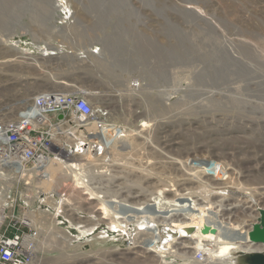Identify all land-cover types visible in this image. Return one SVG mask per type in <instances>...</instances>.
Wrapping results in <instances>:
<instances>
[{
    "label": "rangeland",
    "instance_id": "374dc122",
    "mask_svg": "<svg viewBox=\"0 0 264 264\" xmlns=\"http://www.w3.org/2000/svg\"><path fill=\"white\" fill-rule=\"evenodd\" d=\"M53 3L55 8L50 7L53 4L49 0H0V120L16 116L42 90L79 91L93 107L89 127L97 116L108 124H117L145 144L140 147L141 155L127 154L128 161L138 165L146 151L151 161L159 163L148 173L124 169L121 174L125 179L118 182L143 188L147 183H158L156 176L178 178L183 172L172 164L171 158L194 153L189 158L212 159L226 165L227 172L234 175L230 176L235 187L255 188L253 198L257 208L263 210L264 113L229 106L219 96L218 102L215 101L217 78L222 80L230 73L237 76L240 71L236 70L241 69L237 65V69L233 67L230 71H212L206 66L210 61L208 53L203 50L202 57L199 49L231 46L230 52L242 61L257 57L264 64V0H53ZM3 38L7 41H2ZM45 43L62 49L44 55ZM82 47L100 49L103 54L82 55ZM258 66L255 67L258 73H264V65ZM203 67L208 70L200 73ZM134 79L139 80L138 88L132 85ZM180 83L179 91L166 94ZM187 84L192 89L212 91L216 96L195 98L189 94ZM144 123L148 124L146 130L136 133ZM146 139L150 141L148 144ZM170 143L171 151L165 152ZM30 188L31 184L13 183L4 211L15 219L28 215L39 232V248L32 264H201L185 250L162 259L151 256L142 259L144 253L130 249L136 228L126 233L107 220L93 228L89 224L91 229H87L82 221L86 219L85 213L76 210L77 216H81L76 219V215L63 211L66 206L62 197L58 200L60 204L49 197L50 193L36 194ZM236 194L235 199L242 196L239 191ZM208 200L217 198L209 196ZM234 202H224L226 208L231 207L229 203L240 205L232 209L236 218L230 211L231 220L250 223L257 211L243 209V202L238 200ZM69 208L73 213L72 206ZM2 209L0 205V213ZM247 215L252 217L248 219ZM50 221L68 234L62 246L47 239ZM146 244L150 247L154 242L145 241L143 245ZM92 256L98 258L91 259ZM212 262L209 260L208 264Z\"/></svg>",
    "mask_w": 264,
    "mask_h": 264
},
{
    "label": "bare ground",
    "instance_id": "6f19581e",
    "mask_svg": "<svg viewBox=\"0 0 264 264\" xmlns=\"http://www.w3.org/2000/svg\"><path fill=\"white\" fill-rule=\"evenodd\" d=\"M49 2L53 4V6L50 5V7H54L53 0H49ZM1 40L7 41L5 38ZM211 45L213 46V44ZM229 47L226 45H215L213 48L210 47V49H199V53H201L200 55L202 57L203 50L208 53L206 56L210 61L206 66L212 71L214 69H219V71H230L233 67L237 69V65L238 69L245 70V72L236 70L240 71L237 76L235 73H230L225 74L227 76L222 80H220L221 78H217L216 82H214V86H219V88L217 89V100L215 101L218 102L219 96L232 107L243 110L250 108L264 113V73L259 74L255 69L257 65L263 67L264 64L257 61V57L251 59L249 62L248 59L247 61H242L238 56L230 52ZM82 48V55L100 56L103 54L100 49H91L90 47ZM170 49L172 50V48ZM190 50L193 51L194 49L191 48ZM191 57L194 58V56ZM200 59L201 57L198 59L199 62H201ZM228 63L229 66L227 65ZM207 70V68L203 67L199 72H206ZM219 71L217 72L220 73ZM170 73L172 74V72ZM181 84L182 83L178 84V86L174 85L170 88L171 90L168 89V91H166V94L169 95L170 93L179 91ZM132 85L134 88H138L139 80L134 79ZM213 93L212 91L210 93L208 90L203 91L197 88L192 89L191 87L189 91V94L199 99H205V97L215 98L216 95L214 96ZM205 106L207 107V105ZM172 108H174V106H171V109ZM97 112H101V110ZM95 119L91 127H89L91 124L89 122L90 120L82 124L86 132L75 131L74 138L73 140L71 139L73 142L68 141L69 139L67 140L70 150H68V154L66 153V156L63 157V161L59 160V158H50L47 159L40 168L28 172L31 190H35L36 194L50 193L49 197L52 199L59 196L62 197L61 201L65 202L64 206H66L65 209L63 208V211H66L68 215H76V219L77 217L81 218V216H77L78 211L85 213L86 219L82 221L85 223L84 227L87 229L90 227L89 224L93 228L96 223L100 224L107 220H110V223L126 233L136 228V232L131 238L132 245L130 249L132 248L138 252L144 253L140 256L142 259L150 256L162 259L167 255L177 254L185 250V252H189L192 256L194 255L193 260L197 263L208 264L209 260H211L213 261L212 264H240L239 259L243 261L246 259L248 260V255L252 253H264V244L252 242L249 238L250 229H252L255 223L259 222L260 213L264 208L263 210L257 208V203L253 198L255 188H238L232 185L234 184L232 181L233 177L230 176L232 173L230 174L227 172L226 165L212 159L205 160L198 157L189 158L190 155L194 153H186L185 157L180 156V158L175 160L171 158L172 164L178 166L180 171L183 172H179L181 174L178 178H176L175 175H173L174 177L171 179H167L165 176L161 178V176H156V173L150 172V175L153 174L156 176V181H158V183H147L148 185L143 186V188H140L141 186L136 188L134 185L118 182V179H125L123 174H121V172H125L124 169L130 167L132 169L135 168L137 171H147L148 173L154 170L158 162L151 161V158H148L150 154L146 151L144 154L142 152L143 157H140L141 159H139L138 165H136L135 162L128 161L130 159L127 154L137 156V153H141L139 150L144 143L137 141L136 137L127 134V132L123 131L115 123L108 124L99 120L98 116L95 117ZM146 123L142 124V129L140 128L141 130H138L136 133H139L143 128L147 127L148 124ZM89 130H91V133ZM139 137L144 139V136L141 134ZM146 141L147 144L150 142L147 139ZM171 146L172 143L167 144V150H165V152L171 151ZM131 155H129V157ZM160 167L162 166L160 165ZM42 169L44 173L40 174L41 177L38 176L37 178L36 173H39ZM15 180L13 175L9 173L0 174V205L3 206L2 212L0 213V222L3 218L2 213L4 211L5 201ZM43 187H45L46 190L43 191ZM112 188L114 189L112 190ZM143 189H147L146 191L149 192L147 193ZM235 191H239L242 196L235 199ZM209 196L211 199L217 198V201L208 200ZM233 200L235 201L234 203H236L237 200L238 202H243V209L257 211L254 217L247 215L249 217L248 219H250V217L253 218L249 220L250 223H247L246 220L243 219H239L241 220L239 222H236V219L231 220L232 215L230 216V211L233 213L234 218H236L237 216L234 215L232 209L234 207H240V205L235 206L237 203H227L231 207L226 208L224 202H232ZM59 203L61 204V202ZM70 206H72L73 213L69 208ZM242 210L240 209V211ZM242 212L244 213V211ZM226 214L228 216H226ZM70 217L68 218L70 219ZM29 220L31 222V219ZM40 222L43 223L42 220ZM55 224L56 223L53 221L49 227L47 226V239L49 243L53 242L55 244L60 242V246H62L61 243L63 244L65 242L68 234L61 231ZM205 228L208 229L207 232H203ZM38 234L34 238V250L30 264L35 260L39 248L40 240H37ZM145 241L154 242V245L150 247L147 246V244L143 245ZM151 253H153V255ZM197 254L200 255L199 258L196 256ZM92 258L98 257L92 256L91 259ZM104 264H107V262Z\"/></svg>",
    "mask_w": 264,
    "mask_h": 264
},
{
    "label": "built area",
    "instance_id": "2783aa9c",
    "mask_svg": "<svg viewBox=\"0 0 264 264\" xmlns=\"http://www.w3.org/2000/svg\"><path fill=\"white\" fill-rule=\"evenodd\" d=\"M92 117V104L79 91L45 89L36 93L16 116L0 120V174L9 173L16 179L14 183L30 185L28 172L50 158L63 161L70 150L67 140L73 142L75 131L86 132L82 124ZM43 173V169L36 173L37 178ZM2 214L0 264H30L36 229L26 214L20 219L5 211Z\"/></svg>",
    "mask_w": 264,
    "mask_h": 264
},
{
    "label": "water",
    "instance_id": "95a60500",
    "mask_svg": "<svg viewBox=\"0 0 264 264\" xmlns=\"http://www.w3.org/2000/svg\"><path fill=\"white\" fill-rule=\"evenodd\" d=\"M61 115H58V118H60ZM264 211L260 213V220L258 223H255L252 226V229H250L249 232V238L250 241L255 242V243H261L264 244ZM207 228L203 230V232H207ZM248 260L244 261L248 264H264V253H252L248 255Z\"/></svg>",
    "mask_w": 264,
    "mask_h": 264
},
{
    "label": "crops",
    "instance_id": "0c3cea01",
    "mask_svg": "<svg viewBox=\"0 0 264 264\" xmlns=\"http://www.w3.org/2000/svg\"><path fill=\"white\" fill-rule=\"evenodd\" d=\"M15 47H17L16 46V44L14 45ZM18 48V47H17ZM62 48L61 47H59V48H54V47H50V46H48L47 45V43H45V47H44V49H43V51H44V55H46V54H51V55H53V54H55L57 51H60ZM49 51V52H48ZM56 51V52H55ZM44 61V60H43ZM54 81V83H64L63 81H60V80H53Z\"/></svg>",
    "mask_w": 264,
    "mask_h": 264
}]
</instances>
